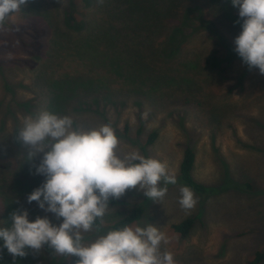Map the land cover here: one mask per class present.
Masks as SVG:
<instances>
[{"label": "rangeland", "instance_id": "obj_1", "mask_svg": "<svg viewBox=\"0 0 264 264\" xmlns=\"http://www.w3.org/2000/svg\"><path fill=\"white\" fill-rule=\"evenodd\" d=\"M73 4L72 8L70 0H29L0 27V228L11 226V213L17 209H26L30 221L47 215L57 226L62 222L26 199L44 181L31 167L39 163L42 154L27 161L28 148L18 139V132L27 117L46 110L70 116L73 128L85 131L110 124L119 140L118 156L138 151L164 163L171 177L178 174L184 148L191 147L196 155L193 178L213 190L206 195L192 190L197 203L186 209L180 204V190L186 186L180 183H166L162 178L159 186L167 192L157 200L146 197L145 188L128 189L119 199H109L104 216L99 218V231L81 230L85 246L142 205V218L131 227L148 223L158 227L166 238L160 251L170 252L174 264H247L264 247V75L256 68L249 70L234 51V39L242 30L238 8L231 0H74ZM128 4L141 16H118V10H125ZM191 4L199 13L185 30L186 35L191 34L183 52L166 66L179 69L180 75L188 70L194 73L198 88L165 92L172 94L170 99L156 96L149 104L124 94L112 100L108 89L126 91L129 79L82 58L76 44H84L85 34L75 30L74 23L68 25L70 15L77 22L88 19L118 30L133 27V20L142 25L141 30L154 25L158 30H153L148 40L126 39L138 57L151 65L153 46L178 24L183 7L191 8ZM98 43L97 53L106 55L110 51L107 42ZM209 56L227 58L230 63L207 68ZM186 63L193 68L183 69ZM162 64L156 65L157 72L160 68L167 71ZM80 78L94 88L100 81L107 91L94 89L97 102L76 104L77 93L85 95L84 100L93 99L91 88L75 90L71 85L73 81L81 83ZM59 85L62 90L57 89ZM185 99L197 103H185ZM151 132L157 133V139L146 146ZM245 184L250 189L240 187ZM188 217L196 220L182 239L171 226ZM27 251L25 257L14 258L0 239V264H76L79 259L57 254L47 245L39 253Z\"/></svg>", "mask_w": 264, "mask_h": 264}, {"label": "clouds", "instance_id": "obj_2", "mask_svg": "<svg viewBox=\"0 0 264 264\" xmlns=\"http://www.w3.org/2000/svg\"><path fill=\"white\" fill-rule=\"evenodd\" d=\"M29 0H0V27L6 18L21 11ZM242 20L241 32L234 39V51L251 70L264 75V0H231ZM70 116L41 111L25 119L18 132L28 148L27 161L34 174L44 181L28 196L45 213L62 218L57 226L47 215L30 221L26 209L11 213V226L0 228L4 247L15 257H25L28 249L35 253L45 245L57 254L75 256L76 264H174L170 252L160 251L165 235L148 223L145 227L125 226L109 231L87 246L82 243L81 230H91L94 221L102 218L109 199H119L126 190L139 186L144 195L162 199L167 192L160 187L162 178L175 184L166 165L154 158H145L133 151L124 158L117 155L119 140L110 124L81 130L73 128ZM180 204L192 209L197 199L188 187L181 188Z\"/></svg>", "mask_w": 264, "mask_h": 264}, {"label": "trees", "instance_id": "obj_3", "mask_svg": "<svg viewBox=\"0 0 264 264\" xmlns=\"http://www.w3.org/2000/svg\"><path fill=\"white\" fill-rule=\"evenodd\" d=\"M73 2L74 0H70V6L72 8L74 7ZM191 5V8L183 7V10L181 12L182 15L178 24L174 25V28L170 27V31L163 38V40L158 45L156 44L153 46L152 58H149L151 61V65L145 64L138 57L134 50H132V48L127 45L126 39H132V41L135 40L140 43L142 39L150 38L153 30L157 32L158 28L154 25H145L144 29L141 30L142 25H137L138 22L133 20V22L135 23L133 27L128 26L124 29L118 30V27L106 28L105 26L99 25L96 21L88 19H83L80 22H77L71 15L69 16L68 25H70V22L74 23L76 25L74 29L78 32H84L85 34V39L83 40L84 44H76L79 54L83 56L82 58H89L94 61L93 63L98 64L99 67H104L107 70L109 69V71H119L122 77L129 79L130 83L126 85L129 89L126 91L115 92L108 89V92H111L109 97L112 100L117 98V94H124L126 96H135L137 100H143L146 104H149L153 103V101L157 98L156 96L160 97L161 99H170V96L172 94H167L165 92H174L177 90L182 92V90L186 91L191 88H198L196 85L197 80L193 75L194 73H190L188 70L187 72H184L183 75H180L181 71L179 69L176 70L175 68L173 69V66H166L167 62L175 60L176 57L181 52H183V48L186 46L185 41L191 34L190 33L186 35L185 30L186 28H189L193 25L194 21L192 19L194 18V15L197 16V14H199L197 13L198 7L193 4ZM130 7L131 4H128L125 10L119 9L118 16H121L122 18L131 17L132 15L141 16V13L135 12V10H132ZM188 23L191 24L188 25ZM69 27L71 28V26ZM100 40H105L107 42V46L110 51L106 55L100 56L99 53H97V47L99 46L98 42ZM159 62L161 64L162 62L164 63L162 65H165V69H167L166 72L162 70V68H160V72H157L158 68L156 65ZM222 62L230 63V60H228L227 58L219 59L217 58V56H209L205 60V65L207 68L216 67L217 69V67H219V64H221ZM186 66L182 68H193V66L190 67L189 63H186ZM196 68L198 69L199 66H196L195 69ZM171 70H173V72L170 73ZM85 78H80L82 81L81 83H76V81H73L71 85L75 86V90H77L79 86H83L91 88V92H93L94 89H98L99 91H107L106 89H103V86L101 85L102 83L100 81L99 83L101 84L95 83L94 88V85L92 84L90 86L87 81H85ZM59 86L60 87H57V89L62 90L61 85ZM66 88H69V85H66ZM161 90H163L162 93L160 92ZM97 94V92H93V99L87 101L86 99L84 100L85 95L80 97V93H77L74 97L77 100L75 102L76 104L83 103V106H89L90 103H94L99 100V98H97ZM59 95L61 94L57 95V99L60 103L61 100L59 99ZM185 101V103H191V101L195 104L197 103V101L194 99H185ZM156 139L157 133L151 132L146 138L145 145H152ZM195 159L196 155L194 150L191 147H185L182 153L181 161L179 163L178 174L175 177L176 183L185 185L186 187L190 188L200 195L210 194L213 192V190L197 182L192 176ZM240 187H243L246 190L250 189L249 184L241 185ZM143 213L144 207L142 205L136 206L116 222L110 224L106 229L108 231H113L121 229L125 226H132L133 224L141 220ZM195 220V217L185 218L179 223L173 224L171 226V229L182 239H185L193 228ZM101 227V222L99 218H97L94 221L91 229L99 231ZM247 264H264V247L262 250L257 251L253 255L252 259L247 262Z\"/></svg>", "mask_w": 264, "mask_h": 264}]
</instances>
